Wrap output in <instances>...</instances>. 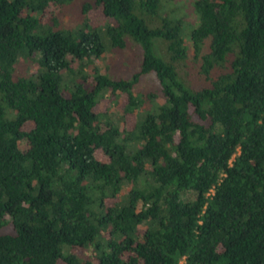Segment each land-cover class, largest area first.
<instances>
[{
	"label": "trees",
	"instance_id": "obj_1",
	"mask_svg": "<svg viewBox=\"0 0 264 264\" xmlns=\"http://www.w3.org/2000/svg\"><path fill=\"white\" fill-rule=\"evenodd\" d=\"M164 1L0 0V264H264V0Z\"/></svg>",
	"mask_w": 264,
	"mask_h": 264
},
{
	"label": "rangeland",
	"instance_id": "obj_2",
	"mask_svg": "<svg viewBox=\"0 0 264 264\" xmlns=\"http://www.w3.org/2000/svg\"><path fill=\"white\" fill-rule=\"evenodd\" d=\"M194 0H167L164 3L165 13L173 14L175 19L182 20L185 26H189V23H192L194 20V11L192 9V3ZM71 10L75 11L73 7H70L67 13H71ZM77 15H79L78 11H75ZM53 13L47 12L43 21L46 22L49 18H52ZM89 17L91 23L94 27H103L109 24L111 21L105 17L104 13L102 12L101 8L99 9H92L89 12ZM66 21L71 22L70 16H66ZM149 26L151 27V20L148 22ZM140 58L141 52L140 49L129 43V47L125 50L117 53H108L103 60L97 62L98 65L101 67L103 73L109 74L112 78H120L125 77L128 78L133 75L135 72L139 70L140 65ZM26 64L22 63L19 68V74L24 75L26 73ZM153 88L151 82L145 81L143 85H141L140 89L142 91H150ZM127 104V95L122 94L119 100L114 98H106L99 102L96 107V111L99 113H107L109 114H116L119 117L124 118L123 127L126 129H132L136 116L135 115H125L124 108ZM113 119L114 117L111 116ZM101 159H104L102 154L99 153ZM112 203V202H110Z\"/></svg>",
	"mask_w": 264,
	"mask_h": 264
}]
</instances>
